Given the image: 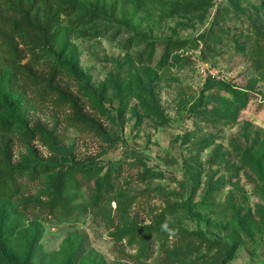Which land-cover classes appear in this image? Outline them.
<instances>
[{"label":"rangeland","instance_id":"obj_1","mask_svg":"<svg viewBox=\"0 0 264 264\" xmlns=\"http://www.w3.org/2000/svg\"><path fill=\"white\" fill-rule=\"evenodd\" d=\"M17 1L0 0V13ZM61 1L78 11L61 15L44 59L21 46L38 81L12 70L0 35V123L12 122L0 146L8 142L15 165L68 163L99 177L66 193L71 217L45 205L55 172L0 198L1 255L17 264H163L164 241L179 257L176 238L145 248L143 237L177 227L236 243L226 264H264V0ZM88 12L98 19L77 25ZM0 29L8 30L1 20ZM170 40L188 41L184 59L161 67ZM149 42L156 55L142 63ZM70 96L88 124H74Z\"/></svg>","mask_w":264,"mask_h":264},{"label":"trees","instance_id":"obj_2","mask_svg":"<svg viewBox=\"0 0 264 264\" xmlns=\"http://www.w3.org/2000/svg\"><path fill=\"white\" fill-rule=\"evenodd\" d=\"M201 8L202 4L184 7V9L191 12L200 11ZM77 11L78 7L76 4H68L61 0H18L12 8L11 15L4 16L0 13V20L8 28V30L0 29V35L9 45V53L11 54L10 65L12 70L17 73H24L38 81L39 77L33 72L31 73L28 66L22 65L20 62L24 57L21 46L23 45L29 52H32L33 57L44 59L42 53L48 51L49 47L55 43L58 37L61 28V15L65 14L67 16H72L75 15ZM98 15L99 14L96 12H88L81 17L78 16L76 18V22H78L77 25H88L90 21L98 19ZM86 34H92V31H86ZM127 43L128 45H123V48L131 49L132 40L127 41ZM187 45V40L168 41L161 54L159 66L164 67L170 62L175 63L182 61L184 57L181 55L180 51L186 48ZM258 54L260 57L264 58V51L259 50ZM155 55V42L147 43L145 48L137 53L138 60L142 63H144L145 60L152 62ZM45 61L47 60L45 59ZM51 64V72H60L56 63L52 61ZM71 69V72L77 75L73 66ZM51 86L50 84L49 88L53 87ZM59 94L61 100L62 97L67 98L66 92L61 90ZM69 102L72 103L76 114L74 124H88V118L85 117L78 101L70 96ZM11 127L12 122L0 123L1 129ZM11 153L12 151L9 148L8 142H4L3 146H0V198L13 199L19 197V194L29 186L30 182L42 181L47 173L55 172V175L48 181L50 188L48 194L52 198L45 203V205L49 206L51 210L62 208L63 211L61 212L65 217H71L73 215V211L69 210V204L73 198L66 195V193L79 190L84 185L89 184L99 177L98 173L100 171L75 167L68 163L51 165L27 163L24 165H15L12 163ZM110 173V170L107 171L102 178L101 185L94 198L97 204L101 203L110 191ZM30 202L31 201L27 202L28 205H30ZM164 235L166 239L170 237L176 238L177 246H179L177 250L180 254L179 257L171 260L170 252L172 246L170 243L167 244L164 241L161 245L165 253L163 264H226L234 257L238 249L236 243L230 244L221 240H212L206 237L202 230L188 231L177 227H172L164 231L155 230L148 233L147 236L143 237V240L146 242L145 248L149 247L152 238L159 240ZM193 248H195V250H193ZM202 250L206 253L193 261L187 262L188 258L191 257L193 253H199ZM79 252L80 248L74 250L69 257V262L75 259ZM30 257L31 254L28 258ZM0 264H17V262L6 259L0 252Z\"/></svg>","mask_w":264,"mask_h":264}]
</instances>
